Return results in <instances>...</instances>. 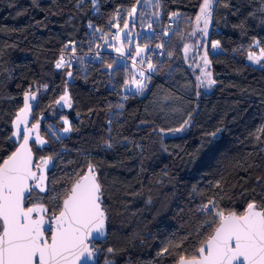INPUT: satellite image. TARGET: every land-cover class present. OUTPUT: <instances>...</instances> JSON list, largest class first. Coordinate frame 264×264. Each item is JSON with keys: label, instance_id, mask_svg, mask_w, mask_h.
I'll return each instance as SVG.
<instances>
[{"label": "trees", "instance_id": "trees-1", "mask_svg": "<svg viewBox=\"0 0 264 264\" xmlns=\"http://www.w3.org/2000/svg\"><path fill=\"white\" fill-rule=\"evenodd\" d=\"M139 1L0 0V163L16 147L12 123L24 95L35 93L30 124L40 121L46 143L31 148L35 162L52 159L47 192H34L26 204L42 202L58 213L73 181L94 165L108 218L95 264L106 255L109 264H175L194 255L217 224L201 211L209 200L216 201L213 212L242 214L251 201L264 206V64L251 65L245 50L251 41L264 48V0H213L201 38L216 81L209 89L197 86L203 42L190 38L204 0H156L151 28L160 24L163 36L142 34L139 44L148 48L131 62L113 53L110 40ZM107 36L109 49L90 56ZM186 42L197 44L187 61ZM61 55L71 64L58 69ZM141 61L147 86L124 94ZM66 91L71 107L50 115ZM61 118L72 131L63 135L60 123L53 137L47 124ZM185 120L183 131H169ZM165 248L171 254L158 255Z\"/></svg>", "mask_w": 264, "mask_h": 264}, {"label": "snow or ice", "instance_id": "snow-or-ice-1", "mask_svg": "<svg viewBox=\"0 0 264 264\" xmlns=\"http://www.w3.org/2000/svg\"><path fill=\"white\" fill-rule=\"evenodd\" d=\"M211 9L212 0H204L200 13L196 16L197 25L203 20L204 27L201 31L204 36L208 34ZM135 11L133 7L129 15H133ZM127 27L125 23V28ZM114 39L119 40L120 36L117 34ZM219 44L217 40L213 41L211 46L216 49ZM188 50L189 47L185 45V52ZM115 51L124 55L123 45ZM143 51L144 49L137 47V56ZM248 59L260 64L264 60V48L260 49L259 55L250 52ZM202 60L205 67L201 69L202 76L197 77V86L211 88L216 81L212 78V73L206 70L210 63L207 51ZM65 63V58L61 55L55 67L62 68ZM108 67L111 68L112 65ZM154 67L151 63L148 64L149 70ZM68 75L71 76V73ZM140 77L141 79L131 83L135 84L137 90L142 91L147 86L143 83V72H140ZM30 99H35V93L26 92L24 107L20 109L14 121L16 131L13 135H22L23 142L0 163V264H84L95 255L94 250L89 247L90 238L104 236L108 219L106 210L102 207L101 185L97 180L96 169L94 165L89 164L86 172L71 185L70 191L62 200L58 215L53 214L45 220L49 209L43 203H32L31 206L25 207V201H30L34 192H47L43 168H46L52 159L41 158L40 163L34 164L33 153L29 148L33 132L36 133L35 143L43 145L45 141L39 136V124H33L31 128L27 126ZM60 100L71 107L67 91ZM63 123L64 132L72 131L67 118H64ZM189 123L190 120H185L180 127L169 131H183ZM21 125L24 126L23 129ZM107 147H111V144ZM34 168L37 171H34ZM215 186L219 187V182ZM215 207L216 201L209 200L201 211L211 213L218 226L195 249L194 255H180L176 264H264V206L251 201L247 203L242 214L234 211L225 213L223 210L213 212ZM46 232H50V241L45 236ZM108 251L112 252L113 249L109 248ZM164 254L171 253L167 248L158 253Z\"/></svg>", "mask_w": 264, "mask_h": 264}, {"label": "rangeland", "instance_id": "rangeland-1", "mask_svg": "<svg viewBox=\"0 0 264 264\" xmlns=\"http://www.w3.org/2000/svg\"><path fill=\"white\" fill-rule=\"evenodd\" d=\"M212 2H213V0H212ZM140 5L142 6L140 8L141 11H139ZM157 5H158V3H157L156 0H141L136 5L133 6V7H135L136 11H135V13L133 15L130 16L129 13L133 9V7H131L127 11L123 23L118 26V32L116 31L117 34L120 36V39L119 40H115L114 38H112L110 40L108 38V36L106 38H103L102 45H101L100 48H98L99 49L98 51H101L102 52L104 48H108V47H105V44L108 43L109 40H110V42L112 43L111 49L113 50V53H115V49L118 48V47H121V45H123L124 56H126V57H129L128 56L129 53H130V56H132V55L134 56L135 55V57H138L137 54H136L137 47L144 49L143 52H145L148 47L146 45L145 46H141V44H139V43L144 42V38H143L144 35H148L153 30L152 33H151V34H153V36L154 35L155 36L157 35V38H160L161 36H163V33H161V31L159 29L161 27L160 24L157 27V30L158 31H154V28L149 27V25H151V22L158 17L157 15H158L159 12L156 13V10H158L157 9ZM199 13H200V10H199L198 14ZM137 15H141V17H137ZM196 16L194 18V28H193L194 30L190 34V38L192 39V38L198 37L197 44H199V45H200L201 42H203L201 44V46H202V48H201V54L199 52V56L201 57V61H202V57H203L205 51L207 50V43H206V40L205 41L202 40V39H206V36H204L203 33H202V31H201V29H203V27H204L203 20L200 21L199 25H197ZM137 22H138V25L139 26L136 25ZM125 23H127V25H128L127 28H125ZM115 28H117V27H115ZM137 28H138V30H137ZM116 32H110L109 34H110L111 37H113L114 36V33H116ZM193 33H195V34H193ZM142 34H144V35H142ZM196 34H199V36L196 35ZM197 44L194 43V42H186L184 44L183 49H182V52L184 53V56H185L186 61L187 60H190L191 56L194 54V52H196L195 49H196V45ZM132 45L134 46V49H135V52L134 53L133 52H129V49H130V47ZM185 45H187L189 47V50H188L187 53L185 52ZM261 48H263V47H261L257 43V41L248 42V44L245 47L246 55H247V58H246L247 59V62H249L253 66H259L260 67L261 65H263L264 64V60H262L260 64H256L254 61H250L248 59V55H249L250 52L251 53H255L256 55H259V52H260V49ZM216 50H218V48L213 49L212 46L209 49L210 53H215ZM143 52L140 55H142ZM157 57L158 56H155L154 58H152V62ZM67 60H68V58H66L65 61L68 64H71ZM81 61L82 60L79 59L76 65L77 66L81 65L82 64ZM119 61H121V60H119ZM135 68H136L135 69V77H137V80H139V79H141V77L139 76L140 75V70H139L138 67H135ZM132 81L133 80L127 81L128 82L127 84H126V82L124 83V86L122 88L123 93L124 94H127V93H130V92H135L136 94H142L143 90L142 91L137 90L135 84L131 83ZM205 88L209 89L206 86H205ZM42 91H45V89H42ZM67 106L68 105L65 104L64 101H61L60 100V102L57 105H55L54 110H58V109H61V108H65ZM63 120H64V118H61L60 120H55L54 122H51V124L48 123L47 124L48 129H46V130L53 137H56L57 136L56 131H58L59 130L58 128L61 126L60 123L64 124L63 123ZM64 127H65V125H64ZM63 128H62V130H59V132L60 133H63V135H66L68 132L67 133L64 132L63 131ZM55 139H57V138H55ZM110 261H111V257H109V256L106 255L105 258H103L101 264H106V262H107V264H109Z\"/></svg>", "mask_w": 264, "mask_h": 264}, {"label": "water", "instance_id": "water-1", "mask_svg": "<svg viewBox=\"0 0 264 264\" xmlns=\"http://www.w3.org/2000/svg\"><path fill=\"white\" fill-rule=\"evenodd\" d=\"M65 93H63L61 96H63ZM68 94V93H67ZM61 96H60V98H61ZM60 98L57 100V101H60ZM57 101L55 102V103H53V104H51L50 105V107H49V112H50V115H55V114H58L59 112H61L62 110H64V109H66L67 107H69V106H67V107H65V108H61V109H58V110H54V107H55V105H57L58 103H57ZM34 102H35V99L33 100V99H30L29 100V105H30V109H29V112H28V124H27V126L29 127V128H31V126L33 125V124H30V120H31V110H32V107H33V105H34ZM23 107H24V105H23ZM22 107V108H23ZM21 108V109H22ZM19 113V111L17 112V114ZM17 116V115H16ZM15 119H16V117L14 118V120H13V123H12V128H13V133H12V137L15 139V142H16V147H15V149L12 151V152H14L15 150H16V148L17 147H19V145H20V143H22L23 142V136L21 135V136H19V137H14V133H15V131H16V127H15V124H14V121H15ZM34 124H39V130H38V132H39V136H40V138L42 139V140H44V138L41 136V134H40V121H38V122H36V123H34ZM23 125H21V129H23ZM35 136H36V133L35 132H33V134H32V137L30 138V140H29V148H31V142H34V140H35ZM45 141V140H44ZM35 143V142H34ZM45 143H46V141H45ZM44 143V144H45ZM37 146H40L39 144H37V143H35ZM31 150H32V148H31ZM11 152V153H12ZM11 153L8 155V156H10L11 155ZM32 153H33V151H32ZM7 156V157H8ZM7 157L5 158V159H7ZM4 159V160H5ZM33 160H34V164H38V163H40V162H35V157H34V154H33ZM1 163H3V161L1 162ZM50 166H51V162L49 161V164H48V166L46 167V168H43V174L46 176V181H45V184H46V188H47V172H48V170H49V168H50ZM34 171H37V169H33ZM87 170V169H86ZM86 172V171H85ZM84 172V173H85ZM83 173V174H84ZM38 174H40L39 172H38ZM82 174V175H83ZM80 177V176H79ZM79 177H77L74 181H73V183L77 180V179H79ZM98 180V179H97ZM99 182V181H98ZM72 183V184H73ZM70 189H71V187H70ZM70 191V190H69ZM65 198V197H64ZM101 202H103V200H102V188H101ZM34 203H42V202H34ZM32 204V203H31ZM31 204H26V201H25V207H29V206H31ZM44 204V203H43ZM61 205H62V202H61ZM60 205V206H61ZM46 206V205H45ZM102 207H103V203H102ZM59 212V211H58ZM57 215H58V213H56ZM34 216H35V214H34ZM52 215H50L49 213H48V215L47 216H45V220H48L49 219V217H51ZM218 225L216 224L215 226H214V228L212 229V231H211V233L209 234V235H211L212 233H213V231H214V229L217 227ZM106 233H107V221H106V228H105V234H104V236L103 237H101V238H90V242H89V247L90 248H92L93 250H94V253H95V255H94V257L91 259V260H86L85 262H84V264H95L96 263V261H97V256H98V254H99V248H97L96 246H95V242H101V241H103L104 239H105V236H106ZM45 236H46V238H48L49 239V241H50V232H49V236H47V232L45 233ZM207 239V238H206ZM177 262V261H176ZM176 262H175V264H176Z\"/></svg>", "mask_w": 264, "mask_h": 264}, {"label": "built area", "instance_id": "built-area-1", "mask_svg": "<svg viewBox=\"0 0 264 264\" xmlns=\"http://www.w3.org/2000/svg\"><path fill=\"white\" fill-rule=\"evenodd\" d=\"M64 52L66 53V50H63V53H64ZM88 53H89L90 56H99L100 53H101V51H98V50L96 49V50L90 51V52H88ZM159 53H160V52H159ZM70 54H71V52H70ZM123 59H125L127 62H131V61H132V60H131V56H129V57L123 56ZM138 68H139L142 72H145V71H146V70L144 69L142 63L138 65ZM145 73H146V72H145ZM147 75H148V73H147Z\"/></svg>", "mask_w": 264, "mask_h": 264}]
</instances>
